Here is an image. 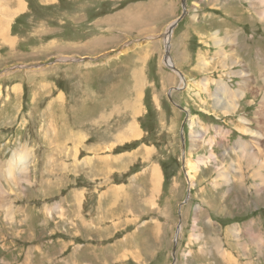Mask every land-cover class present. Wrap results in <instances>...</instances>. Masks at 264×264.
Here are the masks:
<instances>
[{"label":"rangeland","instance_id":"obj_1","mask_svg":"<svg viewBox=\"0 0 264 264\" xmlns=\"http://www.w3.org/2000/svg\"><path fill=\"white\" fill-rule=\"evenodd\" d=\"M21 1L7 24L0 7V264H264V190L235 150L254 147L240 117L259 131L264 94L245 92L233 112L215 95L219 80L242 84L240 66L221 65L217 32L264 86V27L249 2L185 1L168 39L182 79L163 63L181 0Z\"/></svg>","mask_w":264,"mask_h":264},{"label":"bare ground","instance_id":"obj_2","mask_svg":"<svg viewBox=\"0 0 264 264\" xmlns=\"http://www.w3.org/2000/svg\"><path fill=\"white\" fill-rule=\"evenodd\" d=\"M213 1V0H212ZM232 1V0H231ZM239 1V0H238ZM248 2H249V4L248 5H250V7H251V9H252V13L253 14H255L256 15V18L261 22V24H262V26L264 27V0H247ZM211 2V1H210ZM216 2V1H215ZM221 2V1H220ZM225 2V1H224ZM233 2V1H232ZM217 3H219V2H217ZM2 3L0 2V7L2 8V9H4V13L5 12H7V14H5V17H4V14L2 13V17H4L5 18V22H6V24H7V22L8 21H10L11 22V16H10V14H13V13H17L18 11H21V10H23L24 9V7H25V4L21 1V0H18V4H17V6H18V10L17 11H14V12H11L9 9H8V7L4 4V5H1ZM228 3L227 2H225L224 4H223V6H222V4L220 5V6H222V7H225L226 5H227ZM230 4V3H229ZM233 4H235V3H233ZM241 4V3H240ZM237 5V4H236ZM244 5V4H243ZM216 6V5H215ZM213 7V6H212ZM211 7V8H212ZM221 8V7H220ZM219 9V8H218ZM234 10H236V9H234ZM223 11L224 12H226V14L227 13H229V11L228 10H225L224 8H223ZM234 13H235V15H236V12L235 11H233ZM233 13V14H234ZM218 14V13H217ZM243 14V13H242ZM218 16H219V14H218ZM226 16V15H225ZM241 16V15H240ZM251 16V15H250ZM237 17V16H236ZM221 18V17H220ZM228 18L230 19V17H227V20H228ZM238 18V17H237ZM254 18V17H253ZM2 19V18H1ZM233 19V18H232ZM242 19V18H241ZM222 20H224V18L222 19ZM255 20V19H254ZM230 21V20H229ZM228 21V22H229ZM232 21V20H231ZM228 22H227V24H228ZM246 22V21H245ZM195 23V22H194ZM235 23H240L239 22V20L238 19H235ZM247 23V22H246ZM217 24H218V22H217ZM226 24V23H225ZM245 24V23H244ZM230 25V24H229ZM221 26V25H220ZM225 26H227V25H225ZM239 26V25H238ZM237 26V27H238ZM0 27H5V26H0ZM230 27V26H229ZM240 27V26H239ZM250 27V26H249ZM197 28V27H196ZM230 28H232V26L230 27ZM235 28V27H234ZM241 28V27H240ZM242 28H243V26H242ZM245 28V27H244ZM2 30H3V28H2ZM7 30V29H6ZM198 30V29H197ZM196 30V31H197ZM228 30V29H227ZM241 31V30H240ZM244 31H245V29H244ZM243 31V32H244ZM5 32V31H4ZM225 32H226V30H225ZM228 32V31H227ZM6 33H8V31H6ZM197 33H199V32H197ZM196 33V35L199 37L200 36V33L199 34H197ZM235 33V32H234ZM233 33V34H234ZM238 33V32H237ZM2 34V31L0 32V35ZM172 34V33H171ZM170 34V35H171ZM226 34V33H225ZM236 34V33H235ZM239 34V33H238ZM170 35L168 34V33H166V35H165V45L167 44V42L169 43V37H170ZM195 35V34H194ZM224 35V34H223ZM5 36V35H4ZM6 36H9V35H6ZM210 36V35H209ZM234 36H236V35H234ZM1 37H2V35H1ZM202 37V36H201ZM237 37V36H236ZM203 38V37H202ZM211 38V37H210ZM2 39V38H1ZM204 40V39H203ZM7 41V40H6ZM208 41V40H207ZM213 41V40H212ZM5 42V41H4ZM205 42H206V40H205ZM209 43V42H208ZM235 43H236V39H232L231 37H230V35H225V36H221V34H220V32L218 33H215V36H214V42H213V44H214V46H216V48L219 50V55H220V58H222V60H224V61H222V66H225V68L227 67V66H229L228 64L230 63V66L229 67H231L232 66V68H230V70L232 71V69L234 68V66H240V69H241V71L239 72V74L238 75H241L240 76V79H242V81H241V86H239L237 89H232L230 86H229V84L228 83H226L225 81H223V80H219V84H217V91H216V94L215 95H220V94H222V95H227V96H229L230 97V99H229V103H227V112L228 111H236L237 109H238V107L240 106V103L242 102V101H244L246 98H247V96H246V93L245 92H252L253 94H258L259 92L260 93H263L264 94V86H260V87H253V86H250V80L252 79V77H251V75H250V73H249V69H247V68H245V66L244 65H242L240 62H242V61H240V60H242L243 58H242V56H241V53H239V52H237V49H236V46H235ZM230 46V48H233V49H229L228 48V50H227V47H229ZM165 48H166V46H165ZM239 48V47H238ZM201 50V49H200ZM240 50V49H239ZM206 54V53H205ZM216 54V53H215ZM214 54V55H215ZM202 55V54H201ZM240 55V56H239ZM218 57V56H217ZM213 58H214V56H213ZM207 59V58H206ZM214 60V59H213ZM218 60H220V59H218ZM199 62H200V64H201V66L204 68V66H206L205 68L207 69L208 67H209V65H210V62L209 63H207V62H205L204 61V58H199ZM202 62H204V65H203V63ZM163 63L165 64V66L167 67V68H172V69H177V68H175L174 67V65H173V62H172V60H171V58L169 57V59H167V61L165 62V61H163ZM200 66V67H201ZM220 68H222L221 66H220ZM171 69V70H172ZM205 70V69H204ZM222 70H224V69H222ZM228 71V70H227ZM225 74V73H224ZM180 77L182 78V79H185V76H183L181 73H180ZM210 80V79H209ZM183 81V80H182ZM199 85H201V88L203 89V90H208L207 88H208V80L206 81V80H204V81H202V84L201 83H198V86ZM198 89V88H197ZM174 90H178V88H174ZM199 93L201 92V91H198ZM137 97V96H136ZM253 102H255V100H252V101H250V102H247L250 106L252 105V104H254ZM264 103V97H263V99H262V101H261V103H260V108H259V110H258V121L257 120H255L256 122H257V124H258V128H256V129H259V131L258 130H252V129H250V127H248V120H246L245 118H241L240 117V120H241V123H242V125H243V128H242V134H245V135H251V137L253 138V141H254V143L253 142H251L252 144H254V147L252 146H249V145H247L246 143H244V142H242V141H237V143H236V145H235V150H236V155H237V159L239 160V163H241V166H242V163L243 162H245V165L248 167V168H252V167H257V169H256V167H255V174H254V176H255V178L258 180V183L256 184V185H254L255 187H256V190L254 191V192H260V191H263L264 190V157L262 156V153L264 152V136H261V135H259V133H260V130H261V133L263 132L264 133V110L261 108V106H262V104ZM245 104V102H243V104H242V106ZM219 108H221V105H220V100H219ZM228 114V113H227ZM234 114V113H233ZM255 123V122H254ZM192 125H195V123L193 122V120L191 119L190 120V126H192ZM199 131V130H198ZM239 131V130H238ZM133 132H137V129L134 127V126H131V128H130V130H129V133H133ZM202 132V131H201ZM221 132V131H220ZM223 132H224V130H223ZM226 133V132H225ZM260 133V134H261ZM195 137H200V133L199 132H195ZM203 134V133H202ZM228 135V134H227ZM222 137V136H221ZM220 137V138H221ZM223 137H224V135H223ZM225 138V137H224ZM241 138V137H240ZM226 140H228V139H226ZM252 141V140H251ZM248 144H251L250 143V141L248 140ZM213 145V144H212ZM211 145V146H212ZM227 145V144H226ZM262 147V148H261ZM229 148V147H228ZM255 150V152H256V154L257 155H255V153H253V151ZM212 151V150H211ZM231 152V151H230ZM263 157V158H262ZM23 158H25L24 157V154H23V156L22 155H20V154H17V155H14L12 158H11V160L7 163V170H8V173L10 174V176H12L11 175V172H13V170H14V173H13V175H15L16 174V172L18 171V172H20V166H18L17 164H19V163H21V161L23 162ZM210 160H214V156H211L210 158H209ZM205 162V161H204ZM214 162V161H213ZM187 163V162H186ZM220 163V162H219ZM189 164V163H188ZM201 164H203V162L201 163ZM210 164V163H209ZM214 164V163H213ZM4 165V164H3ZM6 165V164H5ZM190 166V165H189ZM26 168L27 167H23V179L22 180H25V182L27 181L28 182V176L27 177H24L26 174ZM231 168V167H230ZM235 168V167H234ZM220 169H222V168H220ZM237 169V171H239V170H241V167H239V168H236ZM197 170V166L196 167H193V166H190V170L189 171H196ZM204 170V169H203ZM234 171H236L235 169H233ZM232 169H230V172H231V174H230V172H222L221 174H220V178H221V182H222V184H224V185H226V186H229L230 185V183L233 181V179L235 178V176L233 175L235 172L233 171ZM5 171V170H4ZM22 171V170H21ZM7 172V171H6ZM156 172V171H155ZM220 173V172H219ZM8 174V175H9ZM237 174H239V172L237 173ZM17 175V174H16ZM231 175H233V179H232V177H231ZM7 176V175H6ZM5 176V177H6ZM186 176L188 177V179H189V181H190V183L192 184V181H193V176L192 175H190L189 174V172H188V170H187V172H186ZM239 177H240V180L238 181V183L239 184H242V182H243V180H242V177H243V173L242 172H240V175H239ZM13 179H14V177H13ZM253 179V178H252ZM2 180V179H1ZM12 180V179H11ZM15 181H16V178L14 179ZM154 180H156V179H154ZM235 180V179H234ZM18 181V180H17ZM20 181H21V178H20ZM19 181V182H20ZM7 182V181H6ZM22 182V181H21ZM234 182V181H233ZM4 183H5V181H4ZM13 184V183H12ZM22 184V183H21ZM214 185H215V183H214ZM21 186V185H20ZM217 186H219V185H217ZM156 191V190H155ZM230 191V190H229ZM3 193V192H2ZM6 193V192H5ZM11 193V192H10ZM229 193V192H228ZM0 194H1V188H0ZM3 195V194H2ZM5 195V194H4ZM8 196V195H7ZM8 205V204H7ZM6 205V206H7ZM2 205H1V203H0V207H1ZM10 206H11V204H10ZM9 208V207H8ZM11 209V208H10ZM8 221V220H7ZM196 228V227H195ZM231 231H232V229H231ZM235 232V231H234ZM179 234V233H178ZM239 234V233H238ZM196 236V238H198L199 237V235L197 234V235H195ZM233 236V235H232ZM233 241V240H232ZM91 244V243H90ZM223 255V254H222ZM227 259V258H226ZM71 262V261H70Z\"/></svg>","mask_w":264,"mask_h":264},{"label":"water","instance_id":"obj_3","mask_svg":"<svg viewBox=\"0 0 264 264\" xmlns=\"http://www.w3.org/2000/svg\"><path fill=\"white\" fill-rule=\"evenodd\" d=\"M185 1L186 0H181V7H182V12H181V15L179 18H177L174 22H172L169 26H168V31L167 33L170 35L172 32H173V29L177 26V24L183 19V17H185L186 15V5H185ZM167 59H169V43L167 42L166 44V48H165V56L163 58V60L166 62ZM172 69V68H170ZM173 71L177 72L178 75H180V73L176 70V69H172ZM181 79V78H180ZM180 230V225L177 227V230H176V237H177V234H178V231ZM175 237V243H176V238ZM172 254H173V260H174V256H175V249H173L172 251Z\"/></svg>","mask_w":264,"mask_h":264},{"label":"crops","instance_id":"obj_4","mask_svg":"<svg viewBox=\"0 0 264 264\" xmlns=\"http://www.w3.org/2000/svg\"><path fill=\"white\" fill-rule=\"evenodd\" d=\"M249 73H250V70H249ZM251 74V73H250ZM253 80L251 79L250 80V86H253L254 87V85H253ZM261 108L264 110V105H262L261 106ZM259 110V109H258ZM258 112V111H257ZM258 121V120H257ZM217 258H219V255H217ZM227 258V259H226ZM226 258H223V257H221V264H233L232 263V261H230V257L229 256H226ZM215 264V263H214Z\"/></svg>","mask_w":264,"mask_h":264}]
</instances>
